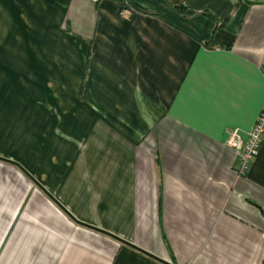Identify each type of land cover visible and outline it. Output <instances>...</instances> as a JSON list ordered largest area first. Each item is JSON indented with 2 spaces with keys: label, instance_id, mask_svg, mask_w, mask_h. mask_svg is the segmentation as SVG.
Returning a JSON list of instances; mask_svg holds the SVG:
<instances>
[{
  "label": "crops",
  "instance_id": "0c3cea01",
  "mask_svg": "<svg viewBox=\"0 0 264 264\" xmlns=\"http://www.w3.org/2000/svg\"><path fill=\"white\" fill-rule=\"evenodd\" d=\"M133 1L0 0V264H264V0Z\"/></svg>",
  "mask_w": 264,
  "mask_h": 264
},
{
  "label": "built area",
  "instance_id": "2783aa9c",
  "mask_svg": "<svg viewBox=\"0 0 264 264\" xmlns=\"http://www.w3.org/2000/svg\"><path fill=\"white\" fill-rule=\"evenodd\" d=\"M264 139V106L247 132L246 138H242L237 128L228 131L225 145L238 153L239 174H246L259 153V149Z\"/></svg>",
  "mask_w": 264,
  "mask_h": 264
},
{
  "label": "trees",
  "instance_id": "16d2710c",
  "mask_svg": "<svg viewBox=\"0 0 264 264\" xmlns=\"http://www.w3.org/2000/svg\"><path fill=\"white\" fill-rule=\"evenodd\" d=\"M95 1L97 2L99 0H95ZM123 1L127 2L134 9H140L139 7H137V5L134 3L133 0H123ZM159 1H162V0H159ZM173 5L175 8L178 9V11L183 16H191V15L196 14L186 9L182 4L174 3ZM200 13L206 17V21H207L205 31L203 34V38H202V45H204L206 48H214L216 47V45L213 42V35L216 30H218L220 27L223 26V22L219 23L215 19L214 15L210 12L202 11Z\"/></svg>",
  "mask_w": 264,
  "mask_h": 264
},
{
  "label": "water",
  "instance_id": "95a60500",
  "mask_svg": "<svg viewBox=\"0 0 264 264\" xmlns=\"http://www.w3.org/2000/svg\"><path fill=\"white\" fill-rule=\"evenodd\" d=\"M113 237V236H112ZM114 238H116V237H114ZM117 240H119V241H121V242H124V241H122V240H120V239H118V238H116ZM141 251V250H140ZM142 252V251H141ZM143 253H145V252H143Z\"/></svg>",
  "mask_w": 264,
  "mask_h": 264
}]
</instances>
